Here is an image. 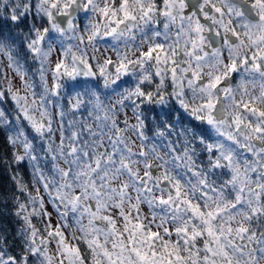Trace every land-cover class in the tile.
Segmentation results:
<instances>
[{"label":"snow or ice","instance_id":"obj_1","mask_svg":"<svg viewBox=\"0 0 264 264\" xmlns=\"http://www.w3.org/2000/svg\"><path fill=\"white\" fill-rule=\"evenodd\" d=\"M250 7L258 22L237 25L233 17L245 14L235 0H0V16L7 17L0 20V54L23 75L12 52L20 39L39 61L43 87V94H20L9 83L0 91L14 102L12 111L0 106V157L10 145V162L31 164L39 186L30 191L14 177L27 194L15 209L20 253L4 250L0 230V264L264 261V0H251ZM89 11L95 20L78 25V15ZM77 28L81 44L103 31L125 39L124 49L115 63L105 56L93 64L95 57L73 52L71 38L66 46L61 41L49 86L52 43ZM222 31L218 46L212 36ZM138 32L142 45L129 48ZM81 75H98L105 86L114 82L110 77L135 78L116 105L131 108L132 117L114 119L115 109L95 94L94 125L65 119L59 105L50 111L47 97L79 84ZM169 100L194 123L161 149L150 142L145 108ZM83 104L77 93L72 114ZM167 127H175L171 119Z\"/></svg>","mask_w":264,"mask_h":264},{"label":"clouds","instance_id":"obj_2","mask_svg":"<svg viewBox=\"0 0 264 264\" xmlns=\"http://www.w3.org/2000/svg\"><path fill=\"white\" fill-rule=\"evenodd\" d=\"M191 3H195V0H190ZM237 7H242L244 11V17L236 18L233 17L235 23L239 25L244 22V20H250L252 22H258L256 20V12L255 9L250 7L251 0H235ZM217 7H221L218 3ZM81 14H84L81 12ZM39 19V17H38ZM228 19V15H225V20ZM90 20H95V15L89 11L87 14H84L83 26H86ZM76 23L81 25L76 19ZM209 24L211 22L209 21ZM215 28V25H213ZM82 28H77L75 32H68L67 36L61 37L56 36L55 42L52 43V55L47 58V67L45 69L46 75L48 77V84L51 85V68L54 67V62L56 59V51L57 45L63 41L65 46L69 43V38H71V44L73 47V52L77 55L81 53L84 54L85 58L95 57L92 63L96 64L97 62H102L105 56H111L113 58L114 63L116 62L115 53L119 51H123L126 40L125 39H114L113 37L104 36L103 31H101L100 37L93 41L92 44L85 42L83 44L79 43L78 37ZM237 31L243 32V29L237 27ZM88 34L86 33V36ZM224 33L221 32L220 37L212 36V39L217 42L218 46L219 41L223 37ZM162 39V37H161ZM129 48H131L132 44L142 45V33L138 32L136 39L134 41L128 42ZM133 51H135L133 49ZM13 57L14 62L18 63L22 69L23 75H19L16 73L14 67L11 66V63L7 59L6 56L0 54V91H3L7 88L9 83L13 84V87L20 94L29 93L32 91H36L39 94H43V87L40 84V73L37 69L40 67L39 61L33 57V55L27 51L25 47L21 45V40L17 39L13 48ZM226 57V52H225ZM110 79L114 80V82L109 83L105 86L104 80L99 78V76H83L79 77L81 81L77 84L75 81L69 82V87H65L61 91L60 96H51L49 95L47 98L49 100V110L53 113L59 111L57 107L62 106L65 113H67L65 119H76L81 120L82 118L86 120L89 124H95V116L97 113L93 111L94 101H92V94H95L100 97L105 108L112 107L116 111V115L114 119L125 120L130 119L133 115L132 109L127 106H120L116 108L118 101L121 99V94L125 92L127 88L134 83L135 78L131 79V84H126L125 77L121 76L119 79H115L114 77H110ZM23 80H27L32 87L26 88L22 83ZM70 89V90H69ZM77 93L81 94V100L84 101L83 106L80 108L75 115L71 112V104L74 103V97ZM84 93H89V95H84ZM39 99V97H37ZM135 99V97H133ZM0 103H2V107L12 111L13 107L8 105V98L0 97ZM131 103V101L129 102ZM157 109H160V120L154 116H149L148 113L152 111V106L149 105L148 112H146L148 120H151V126L147 128V134L151 139L150 142H155L161 146L168 143L169 140H176V133L181 129L182 126H188V124L183 123V121L189 118L187 113H184L182 109H180L179 105L175 104L172 100H169L167 104L161 108L159 104L155 105ZM182 110V111H181ZM130 113V114H129ZM99 115L103 117L104 113L100 112ZM58 119V118H57ZM171 119L174 124V128H168V120ZM163 123L164 128H160V124ZM163 130L165 132V136L161 137L158 133ZM171 132L172 136L168 137L166 135L167 132ZM130 138H132L133 134H129ZM132 143H135L137 146L139 145V141L132 138ZM123 179H127L124 177ZM261 264H264V261H261Z\"/></svg>","mask_w":264,"mask_h":264},{"label":"trees","instance_id":"obj_3","mask_svg":"<svg viewBox=\"0 0 264 264\" xmlns=\"http://www.w3.org/2000/svg\"><path fill=\"white\" fill-rule=\"evenodd\" d=\"M83 21L84 19L81 17L79 21L81 26H83ZM8 105L14 107V102L10 98H8ZM145 112H148L147 108H145ZM156 113L157 108L154 106L148 114L155 117ZM148 123L151 126V120H148ZM0 143H3V137H0ZM13 151L14 149L9 145L5 149V154L0 157V230H3V238L8 241V245L4 250L10 254L14 252L19 255L21 241L18 232L21 220L15 215L16 201L17 199L25 201L27 194H21L14 177L21 179L30 191H34L38 185H34L32 182L33 169L31 164L27 161L21 162L19 165L10 162ZM33 222L36 223L35 220Z\"/></svg>","mask_w":264,"mask_h":264},{"label":"rangeland","instance_id":"obj_4","mask_svg":"<svg viewBox=\"0 0 264 264\" xmlns=\"http://www.w3.org/2000/svg\"><path fill=\"white\" fill-rule=\"evenodd\" d=\"M81 17L84 19V14H79V15H78V17H77L78 21H80V18H81ZM30 19H31V17H30ZM0 20H7V17H6V16H0ZM125 82H126V84H131V78H129V77H125ZM181 111H182V110H181ZM129 114H130V113H129ZM190 122H193L192 119H191V117H189L187 120L183 121V123L188 124V125L191 127L192 124H191ZM193 123H194V122H193ZM121 126H123V125H121ZM133 139H135V138L133 137ZM37 187H39V186H37ZM40 191H41V194L44 195V198H45V201H46V207H47V210H48L49 212H52V211H53L52 205H51L50 203L47 202V201H48L47 194H45V193L43 192V189H42V188L40 189ZM147 211H148V210H147V208L145 207V212H147ZM53 223H55V220H54V219H53Z\"/></svg>","mask_w":264,"mask_h":264},{"label":"flooded vegetation","instance_id":"obj_5","mask_svg":"<svg viewBox=\"0 0 264 264\" xmlns=\"http://www.w3.org/2000/svg\"><path fill=\"white\" fill-rule=\"evenodd\" d=\"M160 27H162V26H160ZM191 124H193V122H190Z\"/></svg>","mask_w":264,"mask_h":264}]
</instances>
